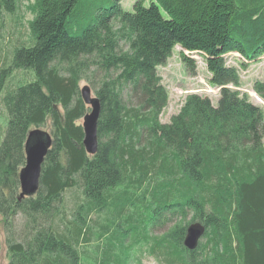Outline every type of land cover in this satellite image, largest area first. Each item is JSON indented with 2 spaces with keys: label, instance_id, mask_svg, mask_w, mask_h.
<instances>
[{
  "label": "trees",
  "instance_id": "16d2710c",
  "mask_svg": "<svg viewBox=\"0 0 264 264\" xmlns=\"http://www.w3.org/2000/svg\"><path fill=\"white\" fill-rule=\"evenodd\" d=\"M120 2L35 0L34 42L15 50L12 69L31 70L36 80L2 98L8 119L0 144V224L9 233L20 215L27 232L24 243L6 238L10 264H88L76 246L90 242L88 216L102 211L112 219L98 226L95 237L108 242L94 264H130L134 244L146 242L133 235L139 226L169 217L176 225L153 237L148 249L158 264H264V79L251 89L263 106L240 91V70L264 57V0H136L131 13ZM18 7L19 0H0V13ZM176 47L190 77L196 62L188 55L203 58L207 83L219 96L214 106L208 97L188 95L162 124L168 93L158 69ZM230 54L240 57L237 69L226 64ZM9 73H0V89ZM82 81L101 108L98 149L90 157L78 125L87 113ZM124 90L135 108L126 105ZM48 119L53 144L39 190L18 201L27 134ZM142 132L146 147L137 148ZM74 189L82 193L67 225L61 210L65 193ZM189 213V225L205 227V242L193 251L183 247ZM113 227L120 229L124 261Z\"/></svg>",
  "mask_w": 264,
  "mask_h": 264
},
{
  "label": "rangeland",
  "instance_id": "374dc122",
  "mask_svg": "<svg viewBox=\"0 0 264 264\" xmlns=\"http://www.w3.org/2000/svg\"><path fill=\"white\" fill-rule=\"evenodd\" d=\"M134 2H136V0H121L120 4L122 3L123 5V11L131 13ZM34 3L35 0H19L18 12L11 14L6 12L0 13V73L10 69V73L7 78L3 80V85L0 89V144L2 143L6 133L8 119L2 103V98L7 91H11L18 86H22L36 80L34 72L31 70L22 71L18 69H12V60L15 50L30 48L34 42L29 30V23L35 17V13L33 12ZM145 4L148 6V1H146ZM121 48L126 50L124 45H121ZM181 51L182 50L179 47H176L166 65L158 69V75L162 79V85L165 87L168 93L167 107L159 118L162 124L169 123L170 118L179 112L184 100L188 95L196 94L201 97H208L211 99L214 106H216L218 101V89L210 87L207 83L210 75L206 70V65L203 62V58L197 54L188 55L196 62L197 74L195 77H190L189 74L185 72V69L179 59L178 53ZM225 59L226 64L229 67H235L236 69L238 68L240 57L237 54L227 55ZM96 77V81L101 80L100 75H97ZM240 79L242 81L240 91L249 95L253 104L263 106V103L258 101L256 96L251 92V89L256 81H261L264 79V57L260 58L255 63L249 64L246 70H240ZM84 86H89L90 89L92 88V86H90L85 81L79 83V89H82ZM91 91L94 95V91L92 89ZM123 97L126 105L129 108L136 107V102L134 100L128 99V90L123 91ZM86 109L88 113L89 109L87 107ZM78 125H82V120L78 122ZM41 130L52 136L51 121L49 119L47 120L46 124L41 127ZM142 135L143 136L141 137L140 142L137 144V148L146 147V135L144 132H142ZM80 193H82L81 189H74L68 190L64 195L63 209L61 210V212L64 211V214H61V216H65V223H67V225L74 220V215L78 211L77 207H79V205L76 203L81 197ZM143 207L144 206H140V217L137 218L138 220L142 217L141 214L143 213ZM125 218L126 217L122 216V219L119 223L123 226V230L127 229L124 224ZM111 219L112 215L108 211H102L99 214L93 212L88 216L85 226L90 227V234L85 227V238H90V242L87 245H82L79 247L76 246V249L78 252L82 253V255H84L85 252L87 253L89 257H87L89 259L88 264H94L93 259L96 257V254L101 256V253H97V249H102L103 246L108 242V239L106 241L105 239L99 241L95 237L97 231H99L98 226L105 225L107 220L110 222ZM191 219L192 214L189 213L185 219L186 225L190 224L189 222ZM177 221L178 219L169 217V220L166 223L159 222L156 226H147L146 228L145 226L147 223L143 222V224L139 226V229L133 235L136 236L135 239L142 241L146 240V242L143 241L141 245L134 244L130 264H158L154 257L150 255V250L148 251L153 243H155V239L153 237H158L159 235L169 232L170 229L176 225ZM24 224L25 219L20 215L13 219V226L9 233L5 232L4 226L0 224V264H10L8 257L6 256L7 237H12L15 242L24 243L27 233L25 230L26 224ZM54 226L57 227L59 224L55 223ZM63 226L64 224H62V227ZM117 232H120V229L117 227H113L110 230V233L117 234ZM117 236V252L119 253L120 249L118 244L121 241V236L119 234H117ZM127 242L129 243V241ZM201 242L204 243L205 240H202ZM83 243L84 242H81L80 244ZM117 256L123 259V261L125 260L124 252L121 251ZM85 263L86 262L84 260L82 262H78V264Z\"/></svg>",
  "mask_w": 264,
  "mask_h": 264
},
{
  "label": "water",
  "instance_id": "95a60500",
  "mask_svg": "<svg viewBox=\"0 0 264 264\" xmlns=\"http://www.w3.org/2000/svg\"><path fill=\"white\" fill-rule=\"evenodd\" d=\"M80 97L84 105L89 109L82 120L83 140L82 146L88 156H94L98 149L97 125L100 116V102L89 86L79 89ZM257 98V97H256ZM258 99V98H257ZM258 101H260L258 99ZM53 144L50 134L35 128L28 132L24 144L25 165L18 174L19 195L17 200L36 196L45 157ZM205 234V227L199 223H193L186 229L183 239V247L193 251Z\"/></svg>",
  "mask_w": 264,
  "mask_h": 264
},
{
  "label": "crops",
  "instance_id": "0c3cea01",
  "mask_svg": "<svg viewBox=\"0 0 264 264\" xmlns=\"http://www.w3.org/2000/svg\"><path fill=\"white\" fill-rule=\"evenodd\" d=\"M121 6H122V8H123V5H122V3H121ZM82 245H84V243L83 244H80L79 246H82ZM7 248V247H6ZM6 256L8 257V260H9V263H10V257L7 255V249H6Z\"/></svg>",
  "mask_w": 264,
  "mask_h": 264
},
{
  "label": "bare ground",
  "instance_id": "6f19581e",
  "mask_svg": "<svg viewBox=\"0 0 264 264\" xmlns=\"http://www.w3.org/2000/svg\"><path fill=\"white\" fill-rule=\"evenodd\" d=\"M186 249V248H185ZM187 250V249H186ZM188 251V250H187Z\"/></svg>",
  "mask_w": 264,
  "mask_h": 264
}]
</instances>
